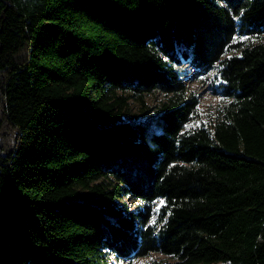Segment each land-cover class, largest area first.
Segmentation results:
<instances>
[{
	"label": "trees",
	"instance_id": "16d2710c",
	"mask_svg": "<svg viewBox=\"0 0 264 264\" xmlns=\"http://www.w3.org/2000/svg\"><path fill=\"white\" fill-rule=\"evenodd\" d=\"M185 64L216 70L211 127ZM153 252L264 264V0H0V264Z\"/></svg>",
	"mask_w": 264,
	"mask_h": 264
},
{
	"label": "rangeland",
	"instance_id": "374dc122",
	"mask_svg": "<svg viewBox=\"0 0 264 264\" xmlns=\"http://www.w3.org/2000/svg\"><path fill=\"white\" fill-rule=\"evenodd\" d=\"M179 68L184 75L188 94L196 96L199 100L198 111L200 118L197 121H192L189 126L205 125L206 127H211L215 122L216 117L220 114V111L228 103V100L216 90V70L214 69L206 75L199 76L188 64L181 67L179 66ZM118 94L121 95V91H118ZM165 99L166 95L159 91L146 94L144 101H141L138 96H132L127 101L125 117L128 119L140 118L143 121L148 120L155 115L157 108ZM123 203H125L130 210H135L139 207V203L128 198L122 200L121 204ZM161 204L162 200L159 199L155 201L154 218ZM165 262L174 263L175 260L160 252H153L149 256L138 257L129 263L127 261L114 259L115 264H163Z\"/></svg>",
	"mask_w": 264,
	"mask_h": 264
}]
</instances>
